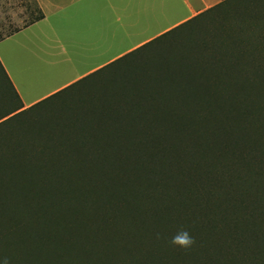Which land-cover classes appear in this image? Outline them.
I'll list each match as a JSON object with an SVG mask.
<instances>
[{
	"label": "trees",
	"instance_id": "16d2710c",
	"mask_svg": "<svg viewBox=\"0 0 264 264\" xmlns=\"http://www.w3.org/2000/svg\"><path fill=\"white\" fill-rule=\"evenodd\" d=\"M181 26L171 63L97 85L40 127L13 113L23 104L0 61L19 99L0 116V236L45 249L25 264H108L92 246L112 223L146 246L127 243L130 264H192L185 234L196 264H264V0H221ZM120 205L137 207L129 220Z\"/></svg>",
	"mask_w": 264,
	"mask_h": 264
},
{
	"label": "rangeland",
	"instance_id": "374dc122",
	"mask_svg": "<svg viewBox=\"0 0 264 264\" xmlns=\"http://www.w3.org/2000/svg\"><path fill=\"white\" fill-rule=\"evenodd\" d=\"M154 3L147 0H131L128 1V7H124L123 2L119 10L115 12L108 11L102 17L103 20L100 22L99 31H92L91 27L90 32L60 34L61 40L57 43L53 42L49 44L50 46L48 48L44 47L47 44L42 43L40 44L41 47L35 49L39 57L34 56L33 59H19L12 64H8L11 74L20 91L23 93L24 98L27 101H31L99 63L104 61L108 63L110 61L109 59L114 55L126 50L143 38L153 35L152 31L161 28L164 23L171 19V17L159 15V13L163 12V9H152ZM3 4V0H0V18ZM148 5H151L150 10L147 7ZM217 13L219 12L215 10L208 17ZM214 17L217 19L214 18L215 20L208 22L209 27L213 26L210 23L219 22L223 19L219 15ZM191 28L189 26L176 28L144 47L127 54L112 65L92 73L81 82L62 91L60 94L31 108H21L13 113L24 110L19 115L21 119L27 120L33 126H45L56 119L58 114L68 107L67 104L74 97L85 93V91L97 85H102L106 81L115 80L125 73H132L144 67L155 66L166 62L171 63L172 55H175L181 49L183 46L182 40L189 36ZM18 100L17 94L9 86V83L5 80H0V116L15 108L19 104ZM135 209H137L135 205L132 209L131 207H123V205H120L117 208V212L129 220L131 211L134 213ZM85 214L91 217L90 210H86ZM122 227L124 226H118L112 223L110 231L107 233L106 231L100 232L94 238L92 253H95L96 257H103L108 251H112L111 260L109 258L108 264H130L131 260L128 253L129 245L127 243L133 245L135 249L139 247L144 250L146 246L145 244L140 245L136 242L137 235L123 236ZM13 232L9 236H0V259H6L8 263L10 260L15 259L11 264H19L23 260L21 264H25L23 258L24 252L32 244L27 246L24 240L20 242L21 239L19 236L22 235L20 234L21 232ZM109 232L110 235L108 234ZM42 234L43 236L48 235L46 232H42ZM60 236V240L65 241L66 239L72 240L74 238V241L76 235L62 234ZM196 237H189V239L191 238V243L188 245L181 244V262L191 260L193 262L192 264H196L199 253V244ZM183 238L184 236H181V239ZM148 241L145 240V242ZM61 243L65 244L64 242ZM70 247L71 250H74L72 254L74 256L77 247L76 245H70ZM35 248H37L36 253L45 250L35 246L31 247L34 251ZM80 252L89 262L90 255L88 251L85 249ZM74 257L68 260L70 264L74 263ZM101 264L107 263L104 260Z\"/></svg>",
	"mask_w": 264,
	"mask_h": 264
},
{
	"label": "crops",
	"instance_id": "0c3cea01",
	"mask_svg": "<svg viewBox=\"0 0 264 264\" xmlns=\"http://www.w3.org/2000/svg\"><path fill=\"white\" fill-rule=\"evenodd\" d=\"M128 1L131 0H3L0 18V61L20 97L23 109L100 69L109 62L144 47L174 28L181 27V23L221 0H147L155 2L152 9H163V12L159 13L160 16L171 17L161 28L152 31L153 35L143 38L114 55L108 63L107 61L99 63L31 101L24 98L8 64L19 59H33L34 56H38L35 49L41 47L40 44L45 43L47 46L44 47L48 48L49 44L61 40L60 34L90 32L91 27L92 31H99L102 17L108 11L119 10L123 2V6L128 7ZM147 7L150 10L151 5ZM40 13L44 16L34 20ZM84 28L86 29L82 32Z\"/></svg>",
	"mask_w": 264,
	"mask_h": 264
},
{
	"label": "clouds",
	"instance_id": "9594fccd",
	"mask_svg": "<svg viewBox=\"0 0 264 264\" xmlns=\"http://www.w3.org/2000/svg\"><path fill=\"white\" fill-rule=\"evenodd\" d=\"M179 242L181 244H184V245H188L191 243L190 239L187 237V235L185 234L184 238L183 239H180ZM0 264H8L7 260L6 259H0Z\"/></svg>",
	"mask_w": 264,
	"mask_h": 264
}]
</instances>
